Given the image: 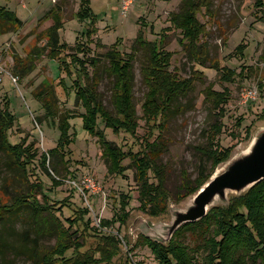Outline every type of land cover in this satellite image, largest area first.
<instances>
[{"label": "rangeland", "instance_id": "1", "mask_svg": "<svg viewBox=\"0 0 264 264\" xmlns=\"http://www.w3.org/2000/svg\"><path fill=\"white\" fill-rule=\"evenodd\" d=\"M82 1L0 0L1 6L25 23L16 33L0 35V103L3 108L8 104L16 119L8 133L10 142L13 145L24 142L28 150L38 152L26 172L11 165L9 157L0 152V205L20 195L35 194L43 206L52 207V214L66 228L72 224V232L78 231L84 237L83 252L91 250L99 258V250L106 247V236H113L118 245V250L112 248L116 252L115 264L127 259L132 264H159L144 239L164 244L172 240L176 232L170 235V228L176 213L187 211L197 195L179 200V195H185L186 179L195 182L200 173L204 178L211 175L212 179L247 153L264 131V0H214L211 10L204 9L199 15L205 29L199 42L202 54L200 49L190 52L182 32L171 22L172 13L179 12L182 0H132L127 9L124 0H89L94 16L87 20L79 16ZM53 8L61 9L63 27L59 36L61 43L71 49L59 59L50 58L48 51H44L35 60L32 52L36 46L45 50L46 32L54 25L52 17L43 19ZM89 30L92 32L88 38ZM140 32L146 42L158 43L171 55V72L181 80L194 83L188 94L176 100L166 118L160 117L154 123H147L143 109L149 89L142 74L147 53L137 44ZM83 44L85 52L79 50L84 49ZM241 45L245 46L243 51L239 50ZM112 48H118L123 54L136 52L134 102L140 126L136 135L115 133L101 121L99 129L105 132L108 141L127 154L144 152L148 140L158 141L166 148L161 163L167 171L171 199L167 211L159 216L148 214L142 208L132 158L124 161V174H110L99 138L84 128L81 115L85 109L77 101L75 87L82 76L81 67L72 63L73 56L89 61L86 66L89 76L99 79L101 99L115 112V78L110 74L107 57ZM93 59L96 66L92 65ZM31 62L35 68L26 71ZM84 81V78L80 80L83 84ZM45 89L56 93L54 120L47 117V108L37 96ZM208 89L227 93L229 99L223 116L208 99ZM68 114L75 116L70 119L69 134L73 141L67 146L64 159L49 157L48 173L41 158L58 147L59 123ZM218 121L222 131L217 136V146L233 151L227 163L214 168L208 137L215 134ZM149 176L156 182L154 173L149 172ZM34 185L39 186L37 191ZM237 195L228 191L226 201L218 198L212 207L227 205ZM122 202L128 204L123 211V216L129 215L127 222H114L108 227L103 222L122 214ZM51 217L45 212L34 218L29 210L17 219L0 224V264H34L12 249V244L22 245L26 241L30 246L37 240L43 250L54 246L56 234ZM30 223L39 224L40 237H36ZM183 241L192 250L202 243L191 231L185 232ZM192 254L202 262L201 254Z\"/></svg>", "mask_w": 264, "mask_h": 264}, {"label": "trees", "instance_id": "2", "mask_svg": "<svg viewBox=\"0 0 264 264\" xmlns=\"http://www.w3.org/2000/svg\"><path fill=\"white\" fill-rule=\"evenodd\" d=\"M214 0H182L179 12L172 13L171 22L183 34V41L187 42L190 52L193 49H200L202 54V46L199 45L201 37L205 34L204 25L199 19V15L204 9L211 10ZM262 3V2H261ZM263 5V3H262ZM60 8H53L43 19L52 17L54 25L46 32L47 44L46 48L36 46L32 52L33 59H38L48 51V56L53 59H59L62 54L69 49L70 46L61 43L59 32L63 27L61 21ZM81 19H89L94 16L89 8V0H83L79 12ZM95 21V20H94ZM93 21V26L95 22ZM25 23L17 18L16 14L7 10L0 5V35L6 33H16L24 27ZM89 30L88 38L91 37ZM139 48L147 53V62L142 69L143 81L147 85L149 91L143 105L145 118L147 123L155 122L158 118H166L171 107L176 100L191 91L194 83L190 80H181L176 73L170 71L171 58L158 43L146 42L142 32L137 38ZM79 48L81 52L86 51ZM245 46H240L239 50H244ZM107 57L110 61L109 71L114 80L113 105L115 112H111L101 99L98 91L99 79L91 77L86 69L88 60H81L74 55L72 63L79 65L80 76L84 84L77 80L75 82L77 101L82 104L85 113L81 115L84 120V128L92 135L99 138V143L103 148V157L107 162L110 174L122 175L126 171L123 165L126 158L131 157L136 169L135 177L140 186V202L142 208L148 214L159 216L165 213L171 199V192L167 188V171L161 163V158L166 148L158 141H147L146 150L144 152L133 154L125 153L116 144L107 140L104 131L99 129V121H101L107 129H112L115 133L126 132L136 135L140 126L139 115L134 102L135 76L134 62L136 52L123 54L118 48H112ZM92 65L96 66L95 59ZM35 66L32 64L26 71H32ZM232 73H228L231 76ZM48 85H46L47 88ZM47 108V117L54 120L57 117L56 112V93L52 90L42 91L37 95ZM208 99L218 110L220 115H224V107L229 97L226 92H215L212 89L207 91ZM74 115H66L59 123L61 130V138L57 148L50 150L42 156V165L48 172L47 161L49 157L53 159L57 157L65 158L67 146H70L73 139L70 136L71 124L70 119ZM15 116L9 111L8 104L3 108L0 103V152H4L11 160V165L26 172L30 164L37 157L38 152L28 150L29 146L25 143L13 145L9 139V130L15 123ZM214 126L215 134L209 138L211 147L210 157L213 159V167L227 163L232 157V148L222 149L217 143V136L222 131L221 121ZM216 147V148H215ZM54 171L56 168L54 167ZM149 172L154 173L156 182L151 181ZM49 173V172H48ZM211 179V175L200 177L191 182L186 179L184 184L185 195H179V200H183L191 195L197 194L205 184ZM194 183V187H193ZM35 189L39 186L34 185ZM127 203L122 202V214L114 220H106L103 223L112 226L114 222L125 224L129 215L123 216ZM34 218L42 216L46 213L50 214L56 234V242L50 248L39 247L36 243L27 246L12 244V249L17 250L21 256L27 257L34 264H115L113 262L118 245L113 236H106V247L99 250L100 257H96L97 253L91 250L83 252L85 244L78 231L72 232L73 225L66 228L65 225L52 214L51 206H43L35 194L20 195L8 202L0 205V224L10 221L12 218L17 219L20 215L29 212ZM37 222V219H34ZM70 221V220H69ZM73 223V222H72ZM31 225V223H30ZM37 234V238L41 236V228L39 224L32 226ZM186 231H191L201 244L192 250L185 242L183 237ZM1 236V232H0ZM36 238V239H37ZM159 264H264V180L248 191L234 196L229 203L224 206H214L209 210L208 215L195 223H187L180 227L172 240L166 244L159 243L151 238L144 239ZM72 251V255L68 253ZM201 254L202 262H198L196 255ZM198 260V261H197ZM11 264V263H7ZM132 264L127 259L124 263Z\"/></svg>", "mask_w": 264, "mask_h": 264}, {"label": "water", "instance_id": "3", "mask_svg": "<svg viewBox=\"0 0 264 264\" xmlns=\"http://www.w3.org/2000/svg\"><path fill=\"white\" fill-rule=\"evenodd\" d=\"M263 180L264 131L255 139L247 153L233 160L224 171L205 184L187 211L176 213L174 224L170 228V235H173L184 224L195 223L205 218L218 198L226 201L228 191L242 194ZM159 243L164 244V242Z\"/></svg>", "mask_w": 264, "mask_h": 264}, {"label": "built area", "instance_id": "4", "mask_svg": "<svg viewBox=\"0 0 264 264\" xmlns=\"http://www.w3.org/2000/svg\"><path fill=\"white\" fill-rule=\"evenodd\" d=\"M124 1H125V8H126V9L129 7V5L133 4V1H132V0H124ZM1 61H2V59H0V63H1ZM247 99H248V98H247ZM247 99H246V100H247ZM85 183H86V185H87L88 187H90V186H89V184H90L89 179H86V180H85Z\"/></svg>", "mask_w": 264, "mask_h": 264}]
</instances>
